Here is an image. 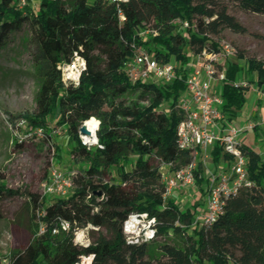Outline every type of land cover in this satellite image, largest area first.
I'll list each match as a JSON object with an SVG mask.
<instances>
[{
	"label": "trees",
	"instance_id": "trees-1",
	"mask_svg": "<svg viewBox=\"0 0 264 264\" xmlns=\"http://www.w3.org/2000/svg\"><path fill=\"white\" fill-rule=\"evenodd\" d=\"M231 4L264 16V0H38L36 11L30 6L19 11L13 0H0V52L24 25L34 41L36 110L17 119L26 121L31 138L46 143L49 118H56L71 137L73 158L82 162L76 173L67 175L72 184L68 194L51 201L28 188H7L0 175V202L24 198L29 214L28 240L12 251L9 264H79L85 259L90 264H264V157L242 146L251 186L227 197L222 213L206 226L191 225L197 204L181 209L164 197L160 169L161 163L177 170L191 161L176 135L183 118L176 105L185 92L190 56L204 49L218 52L220 44L212 36L225 29L247 32L229 13ZM147 29L156 35L143 40L139 33ZM140 48L159 63H176L175 79L130 81L124 64ZM74 53L84 59L85 69L77 85H65L58 66L71 62ZM223 72L221 111L230 123L242 110L251 84L264 94V60L250 58L246 66L229 61ZM243 77L248 78L245 86ZM130 92L138 96L127 103L124 96ZM165 104L168 112L161 111ZM90 119L99 124L101 148H87L80 141L79 128ZM7 121L16 127L15 117ZM37 129L42 137L33 134ZM51 146L60 159L58 145ZM209 155L214 165L232 159L220 142ZM195 180L207 184L208 178L201 180L196 170ZM132 213L154 217L155 238L168 240L151 251L149 242L128 243L123 223ZM78 230L87 231L88 245L75 243Z\"/></svg>",
	"mask_w": 264,
	"mask_h": 264
},
{
	"label": "rangeland",
	"instance_id": "rangeland-1",
	"mask_svg": "<svg viewBox=\"0 0 264 264\" xmlns=\"http://www.w3.org/2000/svg\"><path fill=\"white\" fill-rule=\"evenodd\" d=\"M32 3L36 11L38 0H33ZM229 13L243 25L247 32L239 34L225 29L219 35L212 36L214 41L220 45L228 46L232 51L228 58L221 61L222 65L226 66L231 61L237 62L240 66H246L247 59L264 60V16L244 12L234 4L229 6ZM33 48L32 30L29 26L24 25L20 31L10 35L8 42L0 52V175L7 188L21 190L28 188L43 196L47 201H51L56 195H44L43 190V184L49 180L51 173L54 170L65 176L76 173L82 162L79 158H73L71 137L64 126L57 124L56 118H49L51 137L50 141L46 143L28 136L27 123L16 128L7 121L9 117H15V120H18V115L31 114L36 110L39 80L31 57ZM238 54H241L243 59H239ZM190 61H192L191 56ZM241 81L247 83L248 78L243 77ZM250 89L242 110L230 124L231 128L239 131L241 130L236 128V123L245 122L253 99L258 94H262L253 84ZM137 96V92H130L124 96V99L130 103L134 102ZM168 110L166 104L161 107L162 112H168ZM96 124L98 128L99 124L97 122ZM251 133L259 137L258 141L264 139V131L263 133L257 132V135L256 132L251 131ZM54 143L60 149V159L52 155L51 144ZM17 144H21V146H17ZM42 144L45 146L42 147ZM89 146L93 147L94 143ZM256 146L262 149L263 143L257 142ZM212 169L213 162L210 159L209 151L200 154L196 159V170L201 180L205 181ZM205 186V182L199 184L195 180L193 185L174 191L169 198L174 200L181 209L197 204V212H199L204 199L200 188L204 190ZM24 202V198L21 197L0 202L2 215L0 220V261L4 264L8 263L12 251L22 248L28 240L29 214ZM168 238L173 240L174 236L169 235ZM165 239L167 238L157 237L149 241L150 251L155 250L157 244L164 242ZM74 241L78 245H88L87 231H76ZM81 263L80 261L79 264ZM87 264H90L89 260Z\"/></svg>",
	"mask_w": 264,
	"mask_h": 264
},
{
	"label": "built area",
	"instance_id": "built-area-1",
	"mask_svg": "<svg viewBox=\"0 0 264 264\" xmlns=\"http://www.w3.org/2000/svg\"><path fill=\"white\" fill-rule=\"evenodd\" d=\"M33 0H13L16 9L24 11L27 6L35 11ZM107 3H123L128 0H103ZM184 28L187 22H179ZM155 36L156 32L142 30L139 36L146 40L147 36ZM232 54L226 45H220L218 52L203 50L192 57L189 72L185 80V92L179 97L176 109L182 113V120L177 127L178 146L191 153V161L184 168L172 170L173 164L161 163L162 182L165 184L164 197L168 198L174 191L191 186L195 182L196 159L200 154L210 151L217 142L222 145L224 154L232 159L223 161L224 167L216 172H210L207 181L203 209L192 219V225H211L223 211L224 201L242 187H249L246 170V159L242 154V143L238 139L237 129L222 130L224 115L221 111L223 99L221 82L224 80V68L221 61ZM65 85H77L85 61L77 53L69 63L58 66ZM178 66L173 62L159 63L148 51L137 49L124 64V71L130 81H146L153 79L160 82H171L176 77ZM218 69H221L220 71ZM245 86V83H241ZM85 124V123H84ZM16 128L26 125L24 119L16 120ZM221 132V133H220ZM33 134L42 137V131L37 129ZM28 136H31L28 133ZM82 145L90 148L84 135L79 133ZM94 146L101 148L95 139ZM210 156V155H209ZM72 184L68 176L53 171L47 182L43 184L44 195L65 196L71 190ZM154 217L146 213H132L123 223V231L130 244H140L155 238ZM64 229L68 228L62 223ZM10 258L7 264H9ZM0 264H4L0 261Z\"/></svg>",
	"mask_w": 264,
	"mask_h": 264
},
{
	"label": "crops",
	"instance_id": "crops-1",
	"mask_svg": "<svg viewBox=\"0 0 264 264\" xmlns=\"http://www.w3.org/2000/svg\"><path fill=\"white\" fill-rule=\"evenodd\" d=\"M251 91V89H250ZM230 123L223 122L222 130L226 131L229 129H235L230 127ZM236 128L240 129V134L238 136V139L242 143L243 146H247L248 148L252 149L256 153L260 154L262 157H264V139L261 141H258V136H254V133H251V131L261 132L264 131V94H258L254 99L249 107V113L246 115V120L244 123H236ZM258 129V131H256ZM221 133V132H220ZM257 142L263 143L262 149L258 148L256 146ZM211 151V150H210ZM209 151V153H210ZM211 159V157H210ZM212 160V159H211ZM221 167H224V163L220 162L218 165L213 164V169L211 172L218 171ZM209 176V175H208ZM208 178V177H207ZM206 178V179H207ZM207 184L204 188L206 191ZM204 200L203 199V206H201L203 209L204 207Z\"/></svg>",
	"mask_w": 264,
	"mask_h": 264
},
{
	"label": "bare ground",
	"instance_id": "bare-ground-1",
	"mask_svg": "<svg viewBox=\"0 0 264 264\" xmlns=\"http://www.w3.org/2000/svg\"><path fill=\"white\" fill-rule=\"evenodd\" d=\"M84 127L88 131V134L84 135L85 141L87 143H89V144L95 143L94 142L95 141V135H96L95 133H96V130H97L96 122L93 119H90V120L85 122ZM87 263H88V259H85V260L82 261L81 264H87Z\"/></svg>",
	"mask_w": 264,
	"mask_h": 264
},
{
	"label": "water",
	"instance_id": "water-1",
	"mask_svg": "<svg viewBox=\"0 0 264 264\" xmlns=\"http://www.w3.org/2000/svg\"><path fill=\"white\" fill-rule=\"evenodd\" d=\"M79 133L82 134V135H87L88 134V131L85 129L84 124L79 128ZM95 139H97L96 135H95Z\"/></svg>",
	"mask_w": 264,
	"mask_h": 264
}]
</instances>
